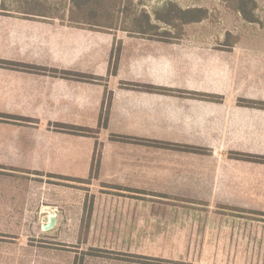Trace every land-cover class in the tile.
<instances>
[{
  "label": "crops",
  "instance_id": "1",
  "mask_svg": "<svg viewBox=\"0 0 264 264\" xmlns=\"http://www.w3.org/2000/svg\"><path fill=\"white\" fill-rule=\"evenodd\" d=\"M36 6L31 0H0V115L26 120H0V264H58L61 255L67 253L61 247H40L29 240L40 235L38 183L33 176H21L25 172L76 180L90 177L96 162V140L56 131L57 124L94 129L99 127L102 115L108 116L107 126L101 129L102 142L99 140L97 175L102 183L150 189L181 183L186 177L207 178L211 195L207 199L264 202L261 170L227 176L219 161H202L208 166L200 165L201 160L196 158L205 156L110 139L120 136L177 142L165 139L166 133L155 134L150 129L152 119L166 116L168 104L181 98L126 89L125 83L217 96L220 103L186 99L192 106L207 107L212 116L219 105L222 116L230 113L231 105L244 110L238 112L240 116H264V110L238 106L239 100L264 102V26L255 25L253 33H188L180 41L167 43L40 16ZM170 45L191 53L184 57L194 59L205 79H192L191 85L179 87L160 76L152 77L151 68L159 69L156 73L167 66L160 64H166L161 52ZM157 53L160 55L156 59ZM152 55L158 66L151 65ZM194 73L199 76V70ZM103 141L109 142L108 146ZM230 152L262 154L234 149L226 154ZM167 155L189 160L185 161L188 166L182 168L183 162L167 165ZM226 158L228 161H222L225 168L243 164L264 170L261 164ZM29 184L37 187L27 191ZM51 209L56 213L54 227H58L60 211ZM49 221L50 215L43 218V230Z\"/></svg>",
  "mask_w": 264,
  "mask_h": 264
},
{
  "label": "rangeland",
  "instance_id": "2",
  "mask_svg": "<svg viewBox=\"0 0 264 264\" xmlns=\"http://www.w3.org/2000/svg\"><path fill=\"white\" fill-rule=\"evenodd\" d=\"M134 1L140 10L144 9L151 13L169 1L184 8L188 6L209 8L213 12L211 19L187 27L186 32L189 33L256 32L254 27L242 28L238 20L228 13L218 0ZM256 1L258 4L256 14L264 21V0ZM114 34L117 35L116 32ZM161 53L166 56V64H160L167 66L156 73L155 70L159 69L151 68L152 77L160 76L166 83L179 87L191 85L192 79L202 80L205 77L201 68L194 63V59H189L191 53L189 55L180 52L173 45L167 46ZM154 55L157 59L160 54ZM156 59L151 56V65L158 66ZM197 70L198 77L194 73ZM172 97L181 99L168 104L166 116H156L152 119L150 132L166 133L168 137L165 135V139L177 141L179 146L192 145L191 147L201 149L197 153L178 151L205 156L196 158L201 160L202 166H208L211 160L219 161V167L228 173L227 176L239 171L255 170H261L264 174V170L258 167L253 169L241 164L238 168H225L222 162L228 161L226 158L228 156L236 162L264 165L250 160L233 159L231 154L235 152L226 154L227 150L234 149L262 153L240 154L264 157V116L249 113L247 114L252 116H240L238 112L244 110L236 105H231V111L227 116H222V106H215L212 116L207 112V107L187 103L186 99L190 98L178 95ZM238 106L245 107L239 104ZM103 128L99 125L98 128H90L87 133L88 137L96 140L98 154L96 153L95 160L98 163ZM110 139L114 140L112 136ZM139 140L149 144L120 142L152 146L153 143H158ZM103 143L108 146L109 142ZM176 143H160L163 146H159L176 151L165 146ZM198 145L209 147L206 149ZM167 156L169 166H178L182 162L184 164L182 168L188 166L185 161L189 160H181L182 158L179 159V156L175 155ZM98 175L96 170H93L90 177L84 181L41 173L23 172L21 175L24 178L33 176V181L36 180L38 183V187L31 184L26 186L27 191L37 187L39 195L37 224L40 235L29 240L40 247L53 249L61 247L66 251L65 256L61 255L59 258L58 264H64L61 262L66 261L70 264H264V209H260L264 207V202L207 199L211 196L208 194L210 185H207V178L186 177L181 179L183 180L181 183L154 186L156 190L154 187L146 189V186L102 183L98 180ZM52 207H57L60 211L58 212L60 225L43 230V218L49 215L44 209ZM27 220L29 223L30 218ZM32 220L35 221L34 217Z\"/></svg>",
  "mask_w": 264,
  "mask_h": 264
},
{
  "label": "trees",
  "instance_id": "3",
  "mask_svg": "<svg viewBox=\"0 0 264 264\" xmlns=\"http://www.w3.org/2000/svg\"><path fill=\"white\" fill-rule=\"evenodd\" d=\"M6 1V0H2ZM25 1V0H22ZM224 8L238 20L239 25L243 28L254 27L255 25L264 26L257 13L258 4L256 0H218ZM36 3V8L40 16L48 15L55 18L69 19L71 22L78 24L80 27L96 29L101 31H114V33L125 32L129 35L149 36L151 39L163 42L180 41L186 34V28L191 25H199L212 17V11L207 7L193 6L181 7L177 3L169 1L162 8L155 9L152 13L147 10H140L134 0H31ZM227 34H242L246 32L227 31ZM120 48L114 53L115 62L114 70L117 67ZM115 72V71H114ZM126 89L142 90L151 93H158L167 96H180L190 99L203 101H219L220 98L213 95L195 94L191 92H179L172 89L156 88L153 86H142L133 84H124ZM239 105L264 110V102L239 100ZM105 106V104H104ZM107 106V105H106ZM0 120L25 122L26 120L0 115ZM104 121V123H103ZM108 116H101L100 126L106 127ZM56 131L88 137L90 129L76 127L66 124H57L54 126ZM114 140L122 142H135L149 144L143 140L112 136ZM152 143V142H151ZM154 146H163L160 143H153ZM152 146V144H151ZM176 150L188 152H200L201 149L191 146L165 145ZM96 143L95 154L98 153ZM233 159L247 160L264 164V157L251 156L240 153L231 154ZM95 160V158H94ZM94 162L93 170L98 172L99 163ZM84 181V180H80ZM148 261V260H147ZM162 261V260H159ZM158 261V262H159ZM160 263V262H159Z\"/></svg>",
  "mask_w": 264,
  "mask_h": 264
},
{
  "label": "water",
  "instance_id": "4",
  "mask_svg": "<svg viewBox=\"0 0 264 264\" xmlns=\"http://www.w3.org/2000/svg\"><path fill=\"white\" fill-rule=\"evenodd\" d=\"M48 213L50 215V221L45 228L46 230L53 228L56 224V213L54 212V210L48 209Z\"/></svg>",
  "mask_w": 264,
  "mask_h": 264
}]
</instances>
